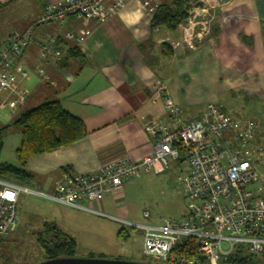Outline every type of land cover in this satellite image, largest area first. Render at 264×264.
Returning a JSON list of instances; mask_svg holds the SVG:
<instances>
[{
  "label": "crops",
  "instance_id": "obj_1",
  "mask_svg": "<svg viewBox=\"0 0 264 264\" xmlns=\"http://www.w3.org/2000/svg\"><path fill=\"white\" fill-rule=\"evenodd\" d=\"M60 1L0 0V10L8 12L7 22L12 21L11 12H18L17 20L24 22L19 31L9 28L0 37V45L13 33L33 31L32 41L18 60L29 73L19 84L29 89L21 108L31 110L58 101L87 130L84 139L30 159L26 165L32 175L29 184L52 192L64 172L93 174L122 158L140 162L151 155L156 136L148 127L159 121L172 126L159 91L162 87L167 88L185 122L214 103L257 114L256 119L235 117L261 123L260 134L264 122L260 119L264 117V0H196L207 26L203 39L195 40V50L174 48L184 38V21L174 29L152 27L155 11L143 8L138 0H127L104 24L69 17L64 24L40 25L44 6ZM173 1L155 0V4ZM86 31L91 34L85 36ZM80 37L85 39L78 42ZM44 45L60 50L63 60L39 67ZM5 96L0 94V101ZM122 193L123 189L93 203V209L127 217L120 204ZM60 207L72 218V214H90ZM52 216L55 225L68 234L58 223L59 216Z\"/></svg>",
  "mask_w": 264,
  "mask_h": 264
},
{
  "label": "built area",
  "instance_id": "obj_2",
  "mask_svg": "<svg viewBox=\"0 0 264 264\" xmlns=\"http://www.w3.org/2000/svg\"><path fill=\"white\" fill-rule=\"evenodd\" d=\"M127 0H62L43 8L40 25L64 24L69 17L84 22L106 23ZM155 11V0H138ZM110 3V9L107 4ZM185 35L177 50H195L203 39L206 21L196 0H188ZM86 31L85 36H89ZM33 31L11 34L0 45V109L16 114L29 96L19 84L29 77L18 60L32 41ZM85 37L78 38L81 42ZM58 49L44 45L40 65L61 62ZM41 70V69H39ZM42 74V73H41ZM44 77V74H42ZM172 126L163 121L148 127L156 136L153 153L134 162L122 158L93 174L64 172L47 194L0 177V239L8 238L19 223V200L33 195L81 209L143 232L142 255L158 264H226L233 253L260 256L264 252V184L256 177L255 164L264 152L258 140L259 123L227 114L214 103L207 104L196 120H182L180 108L159 89ZM179 171L187 212L178 220L159 225L136 224L123 215L94 210L92 204L120 192L128 180L143 174ZM144 219H150L148 212Z\"/></svg>",
  "mask_w": 264,
  "mask_h": 264
},
{
  "label": "rangeland",
  "instance_id": "obj_3",
  "mask_svg": "<svg viewBox=\"0 0 264 264\" xmlns=\"http://www.w3.org/2000/svg\"><path fill=\"white\" fill-rule=\"evenodd\" d=\"M185 3L188 6V0ZM19 15L18 12H11L12 21L7 22L5 18L8 12L0 10V37L9 28L15 31L23 28L24 22L17 20ZM197 110V107L193 110L194 115H197ZM26 111L29 110L20 107L16 114H11L0 109V165H18L16 151L21 144V131L13 123ZM224 111L242 118H259L257 114L242 112L240 109L229 108L226 105ZM193 117L190 120H196L199 116ZM260 119L264 121V117ZM258 140L264 150V122ZM170 165L171 168L161 174L150 172L124 183L120 204L121 208L127 211L130 222L159 225L169 219L178 220L186 214L187 202L182 183L178 178L180 174L173 163ZM254 168L257 179L264 184V152L258 157ZM38 178L41 179L39 182L43 181L40 176ZM31 185L28 183L21 186L47 194L53 192L35 184ZM60 205L37 196L22 195L19 200L20 218L17 229L5 240L0 239V264L44 262L43 252L39 248L37 239L44 235V223H54L50 218L53 217L52 215L59 216L58 223L76 240L75 258L120 259L129 262H142L145 259L142 255L143 232L140 229L121 225L94 214L85 213V217H82V214L80 216L72 214L75 216L72 218L67 216L66 209ZM145 212L149 213L150 219H144ZM121 229L125 230L128 238L123 239L119 236ZM257 259L260 264H264L263 258Z\"/></svg>",
  "mask_w": 264,
  "mask_h": 264
},
{
  "label": "trees",
  "instance_id": "obj_4",
  "mask_svg": "<svg viewBox=\"0 0 264 264\" xmlns=\"http://www.w3.org/2000/svg\"><path fill=\"white\" fill-rule=\"evenodd\" d=\"M185 2L174 0L170 4L159 5L153 16L152 27L176 28L187 17L188 7ZM13 125L21 131V144L16 151L18 165H0V177L19 185L28 184L32 179L26 170L30 159L56 152L87 135L84 123L65 111L58 101L47 102L26 111ZM44 228V235L37 239L44 261L76 257L77 242L73 237L64 233L55 223L46 222ZM119 236L128 238L124 229L120 230ZM258 257L264 259V252L260 256H252L237 251L226 259V264H260ZM142 262L154 263L146 258Z\"/></svg>",
  "mask_w": 264,
  "mask_h": 264
},
{
  "label": "water",
  "instance_id": "obj_5",
  "mask_svg": "<svg viewBox=\"0 0 264 264\" xmlns=\"http://www.w3.org/2000/svg\"><path fill=\"white\" fill-rule=\"evenodd\" d=\"M39 264H158L149 262H129L125 260H107V259H92V258H57L46 260Z\"/></svg>",
  "mask_w": 264,
  "mask_h": 264
},
{
  "label": "bare ground",
  "instance_id": "obj_6",
  "mask_svg": "<svg viewBox=\"0 0 264 264\" xmlns=\"http://www.w3.org/2000/svg\"><path fill=\"white\" fill-rule=\"evenodd\" d=\"M187 16V15H186ZM206 26H207V24H206ZM260 124V126H261V123H259ZM260 126H259V128H260ZM262 146V145H261Z\"/></svg>",
  "mask_w": 264,
  "mask_h": 264
}]
</instances>
